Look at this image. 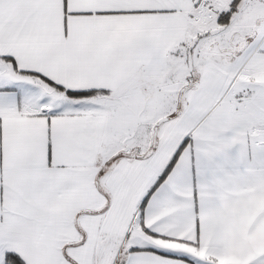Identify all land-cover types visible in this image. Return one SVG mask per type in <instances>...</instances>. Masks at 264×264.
<instances>
[{
	"label": "snow or ice",
	"instance_id": "6c2138e0",
	"mask_svg": "<svg viewBox=\"0 0 264 264\" xmlns=\"http://www.w3.org/2000/svg\"><path fill=\"white\" fill-rule=\"evenodd\" d=\"M0 264H264V0H0Z\"/></svg>",
	"mask_w": 264,
	"mask_h": 264
}]
</instances>
